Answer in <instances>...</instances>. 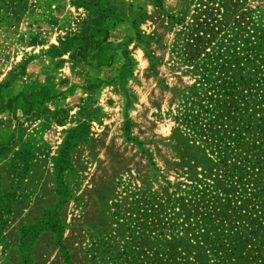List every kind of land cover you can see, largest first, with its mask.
Returning <instances> with one entry per match:
<instances>
[{
    "label": "rangeland",
    "instance_id": "rangeland-1",
    "mask_svg": "<svg viewBox=\"0 0 264 264\" xmlns=\"http://www.w3.org/2000/svg\"><path fill=\"white\" fill-rule=\"evenodd\" d=\"M264 264V0H0V264Z\"/></svg>",
    "mask_w": 264,
    "mask_h": 264
},
{
    "label": "crops",
    "instance_id": "crops-1",
    "mask_svg": "<svg viewBox=\"0 0 264 264\" xmlns=\"http://www.w3.org/2000/svg\"><path fill=\"white\" fill-rule=\"evenodd\" d=\"M53 260H54V259H50L49 261H47L46 264H55V263H53Z\"/></svg>",
    "mask_w": 264,
    "mask_h": 264
},
{
    "label": "trees",
    "instance_id": "trees-1",
    "mask_svg": "<svg viewBox=\"0 0 264 264\" xmlns=\"http://www.w3.org/2000/svg\"><path fill=\"white\" fill-rule=\"evenodd\" d=\"M90 1H93V0H90Z\"/></svg>",
    "mask_w": 264,
    "mask_h": 264
}]
</instances>
